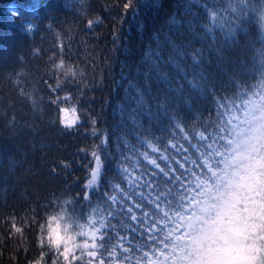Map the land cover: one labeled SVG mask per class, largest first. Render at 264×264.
<instances>
[{"label":"trees","instance_id":"1","mask_svg":"<svg viewBox=\"0 0 264 264\" xmlns=\"http://www.w3.org/2000/svg\"><path fill=\"white\" fill-rule=\"evenodd\" d=\"M125 2L0 0V264H33L41 255L42 250L37 247L39 224L53 206L54 198L72 197L71 210L77 219L92 214L98 221L103 219L101 203L104 208L117 207L106 194L117 196L120 203L121 193L115 192L112 185L118 182L127 186L117 168V161L123 159L120 155L123 146L116 140L120 133L119 112L114 108L123 100L124 89L135 76V69L146 66L142 58L150 47L156 49V37L161 42L166 35L181 40L179 33L186 28L170 24L173 18L183 25L189 22L197 25V32L203 38L187 35L184 38L192 40V46L204 49V67L212 74L216 91L198 94L192 109L180 105L179 129L167 120L153 126L155 136L161 137L158 146L169 145V155L173 157L169 163L175 175L182 174V180L171 188L169 202L159 208L133 194L145 211L158 213L144 223L131 221L130 214L112 220L116 231L109 232L104 243L113 250V258L107 252L104 258L109 264H145L149 257L155 264H172L175 253L188 238L184 224L187 218L175 215L174 208L187 207L183 200L192 195L199 204L204 201L208 213L213 214L211 206L215 202L208 197L219 194L217 186L221 187L229 153L225 144H230L232 138L228 134L230 138L226 139L224 122L231 126V133L238 130L237 121L230 123L238 114L233 100L239 97L244 100V95L254 91L264 96L261 63L264 33L258 31L255 16L259 7L264 6V0H243V3L241 0H132L133 7L128 10L123 7ZM52 6L55 10L48 11ZM9 9L19 14L13 16ZM213 12L225 20L223 29L212 19ZM89 21H93L92 27ZM204 25L211 28L210 33L204 32ZM229 25L237 30L231 41L226 36ZM213 35L215 44L210 49ZM217 48L222 60L216 55ZM60 60L81 69L83 76L65 79L53 72L52 65ZM57 80L61 81V87L52 91ZM22 91L25 96L20 94ZM28 93L34 95L33 103L29 102ZM65 95L70 97L68 101L62 99ZM57 97L59 107L74 104L78 108L81 120L74 130L59 125L58 106L51 104ZM229 108L235 110V117H230ZM93 118L97 120L96 127L104 130L103 135L91 134ZM238 119L245 120V116ZM171 136L175 139H170ZM101 139H107L102 174L97 185L89 190L91 206H88L76 198L82 195L90 178L87 168L90 153ZM131 141L139 148L135 136ZM172 144L176 146L171 147ZM230 154L234 156V151ZM64 163L70 167L65 168ZM181 163L184 168L179 167ZM131 164L129 160L128 165ZM144 167L149 169L146 174L150 176L152 169L146 163ZM260 167L264 177V159ZM164 179L160 177L161 182ZM242 179H233L229 185L234 187ZM235 191L239 197L236 207L233 209L231 205L230 215L225 217L231 241L212 259L219 264H260L261 249L256 242L264 240V183L257 188L244 182ZM143 192L147 196L150 189L144 188ZM151 194L155 198V192ZM127 206H133L138 217L142 215L132 200ZM123 211L126 213L127 207ZM13 222L22 228L21 233L12 231ZM165 222L170 223L173 232L171 244L162 232ZM240 224L245 229L239 233L236 228ZM213 226L203 231L197 247L224 244ZM200 252L201 249L197 250L198 256ZM53 259L51 255L46 257V264H52Z\"/></svg>","mask_w":264,"mask_h":264},{"label":"snow or ice","instance_id":"2","mask_svg":"<svg viewBox=\"0 0 264 264\" xmlns=\"http://www.w3.org/2000/svg\"><path fill=\"white\" fill-rule=\"evenodd\" d=\"M241 3H243V0H241ZM123 7L125 10L132 8V0H127ZM9 11H11L13 16L19 14L12 9H9ZM231 11L236 12L235 9H231ZM211 17L216 20L217 25L221 29L224 28L225 20L222 17L215 12L211 14ZM88 23L89 27H92L93 21ZM170 24L186 28L185 32L179 33L181 40L178 42L172 36L166 35L165 40L161 42L156 37V49L150 47L142 58L146 66L135 69V76L128 81V85L124 89L123 100L114 108V111L119 112L118 129L120 133L117 135L116 140L123 146L120 153L123 159L117 161V168L122 174L121 180L125 182L127 187L118 182L112 185L115 192L121 193L119 204L117 203V196L106 194L107 199H110L112 204L117 205L116 208H112L111 205L108 208H104V205L100 204L103 212L102 226L99 230L101 234L99 240L100 249L98 252L88 254L89 260L87 264H109L104 258L105 252L113 258V250L106 247L104 242L108 239L109 232L116 231V225L112 223V220L117 216L130 214L131 221L144 223L149 216L157 215L158 212L145 211L143 204L135 200V195L140 197V201L147 199L159 208L161 204L169 202L172 195L171 188L182 180V174L175 175L173 165L169 163L173 159L169 155V145L158 146L161 137L155 136L153 126L160 125L164 120H167L173 128L179 129L180 105L182 104L184 107L192 109L198 94H213L216 91V84L213 81L212 74L204 67V61L206 60L204 49L192 46V40L184 38L187 35L193 39H202L203 37L197 32V25L192 22L183 25L182 21L175 18L170 21ZM30 29L31 25L28 27V30ZM203 29L205 33L211 32V28L207 25H204ZM236 31L232 26H228L226 36L230 41L236 35ZM165 44L167 49H165ZM214 44L215 36L213 35L212 44L209 45V48L211 49ZM165 51H167V55L164 54ZM216 55L221 60L223 59L219 48L216 49ZM208 63L211 64V61H208ZM261 63L264 64V55L261 56ZM217 66L220 67L219 60ZM236 85H239V83ZM60 87L61 81L57 80L52 91H56ZM62 99L68 101L70 97L65 95ZM59 100V97L52 99L51 104L58 106ZM170 109L174 110L170 111ZM80 120L81 116L75 107L71 109L67 107L58 108V123L63 129L74 130ZM12 122L14 123V120ZM96 125L97 120L93 118L91 120V134L93 136L103 135L104 130L98 129ZM132 136H135L139 148L132 143ZM170 139L174 140L175 137L171 136ZM106 146L107 139H101L99 144L95 145L91 151V160L87 165V168L90 169V178L87 179L84 185L82 195L76 198V200H83L88 206H91V192L89 190L97 185L102 174L103 149ZM175 146V144L171 145V147ZM140 149H143V151ZM81 151H84V149H81ZM126 152L132 155H127ZM187 159L185 158V162H187ZM129 160L132 161L131 165H128ZM145 163L152 169L150 176L146 174L149 169L144 167ZM162 163L164 166H162ZM63 166L69 168L70 164L64 163ZM179 167L184 168V163H181ZM161 176L166 178L162 182L160 181ZM144 188L150 189L147 196L143 192ZM152 192H155V198L152 197ZM129 200L134 202V207L140 210L141 216H137L133 206H127ZM124 207H127L126 213L123 211ZM93 211L95 212L96 210L94 209ZM154 222L152 221V223ZM124 226L128 227V225ZM12 231L14 233L20 232V228L15 222L12 223ZM228 246L227 242L223 245L217 244L214 247L205 245L203 251L199 253V258L207 264L208 260L220 254L223 248ZM114 248L115 245H113ZM61 256L64 264H73V262L74 264H84L83 261H78L75 255L71 257V261H69L67 253H61ZM116 258L117 256H115Z\"/></svg>","mask_w":264,"mask_h":264},{"label":"clouds","instance_id":"3","mask_svg":"<svg viewBox=\"0 0 264 264\" xmlns=\"http://www.w3.org/2000/svg\"><path fill=\"white\" fill-rule=\"evenodd\" d=\"M256 24L258 31L264 33V6L259 7L255 12ZM52 71L58 72L63 78H78L83 76V71L71 64L60 60L52 65ZM25 96V92L20 93ZM30 103L34 101L32 93L27 94ZM64 107L69 109L76 105L66 104ZM59 108V106H58ZM221 194H218L217 199ZM74 201L72 197H58L53 199V206L47 211L43 220L39 224L37 235V247L42 250L37 256L33 264H46L45 258L54 256L52 264H64L61 253H67L69 261L73 255L78 261L87 264L89 253L98 252L100 249L99 240L101 238L100 228L102 226V218L99 219L92 214L87 215L83 219H77L72 212ZM202 205L194 206V214L184 221L185 230L188 239L180 246L179 252L175 253L172 264H197L199 256L197 254V244L201 227L204 224L202 216L205 212ZM20 232H22V228ZM257 246L261 249L259 254L260 264H264V240H257ZM74 264V262H73ZM145 264H155V261L149 257Z\"/></svg>","mask_w":264,"mask_h":264},{"label":"rangeland","instance_id":"4","mask_svg":"<svg viewBox=\"0 0 264 264\" xmlns=\"http://www.w3.org/2000/svg\"><path fill=\"white\" fill-rule=\"evenodd\" d=\"M261 97V103L248 106L246 119L242 120V124L237 121L238 130L228 133L229 135L232 134L231 139H229L230 137L227 134L226 139H229L230 144L226 143L225 147L231 145V150L225 160L226 173L222 175L220 180L222 184L218 188V192L221 195L219 199H217L218 195L216 197H208L211 201L215 202L211 206L213 214L209 215L205 207V212L202 216L204 225L201 227V234L206 228L215 225L217 238L220 240L223 238V242H227V244L231 241V236L227 227L228 221H226L225 217L230 215L231 205L233 209L236 207V200L239 197L235 188L244 182L250 183L251 186H256L257 188L261 187L264 183V177L261 175L263 170H260V161L264 159V96ZM231 151H234V156L232 157ZM222 155L225 156V153H222ZM217 158L219 157L217 156ZM240 173H243V176ZM225 177H230V179L227 181ZM233 179L242 180L239 181L238 185L232 187L229 184ZM198 204L188 202V206L183 207L181 210L182 216H185L187 219L190 218L194 214V206ZM199 205L205 206V203ZM164 212L161 213L163 218L165 217ZM244 229V224H240L236 228L239 233ZM199 248L203 251V247ZM219 255L217 254L214 257ZM201 261V259H198L197 264H202ZM210 262V264H219V261L213 259Z\"/></svg>","mask_w":264,"mask_h":264},{"label":"bare ground","instance_id":"5","mask_svg":"<svg viewBox=\"0 0 264 264\" xmlns=\"http://www.w3.org/2000/svg\"><path fill=\"white\" fill-rule=\"evenodd\" d=\"M49 4H51V2H50ZM49 10L53 11V10H55V9H54V7L52 6L50 9H49V7H48V11H49Z\"/></svg>","mask_w":264,"mask_h":264}]
</instances>
